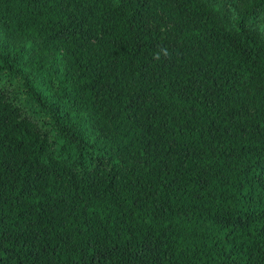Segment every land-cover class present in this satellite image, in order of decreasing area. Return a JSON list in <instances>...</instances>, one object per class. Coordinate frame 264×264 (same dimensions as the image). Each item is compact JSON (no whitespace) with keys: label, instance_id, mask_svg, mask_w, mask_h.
Returning a JSON list of instances; mask_svg holds the SVG:
<instances>
[{"label":"trees","instance_id":"obj_1","mask_svg":"<svg viewBox=\"0 0 264 264\" xmlns=\"http://www.w3.org/2000/svg\"><path fill=\"white\" fill-rule=\"evenodd\" d=\"M0 264H264V0H0Z\"/></svg>","mask_w":264,"mask_h":264},{"label":"rangeland","instance_id":"obj_2","mask_svg":"<svg viewBox=\"0 0 264 264\" xmlns=\"http://www.w3.org/2000/svg\"><path fill=\"white\" fill-rule=\"evenodd\" d=\"M0 86L8 92L14 101L24 108L26 115L37 121L45 129L46 121L48 120L47 115L40 110L37 102L29 94L26 85L17 75L0 69Z\"/></svg>","mask_w":264,"mask_h":264}]
</instances>
